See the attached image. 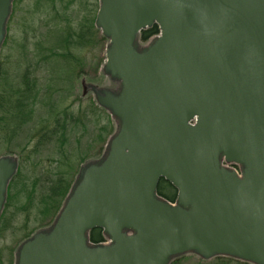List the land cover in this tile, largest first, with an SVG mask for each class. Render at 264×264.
Returning a JSON list of instances; mask_svg holds the SVG:
<instances>
[{
  "label": "water",
  "instance_id": "water-1",
  "mask_svg": "<svg viewBox=\"0 0 264 264\" xmlns=\"http://www.w3.org/2000/svg\"><path fill=\"white\" fill-rule=\"evenodd\" d=\"M14 1L0 0V48ZM99 1L118 128L16 264H168L189 252L264 264V0ZM16 170L0 159V216ZM161 179L175 203L158 195ZM98 228L110 245L90 241Z\"/></svg>",
  "mask_w": 264,
  "mask_h": 264
},
{
  "label": "trees",
  "instance_id": "trees-1",
  "mask_svg": "<svg viewBox=\"0 0 264 264\" xmlns=\"http://www.w3.org/2000/svg\"><path fill=\"white\" fill-rule=\"evenodd\" d=\"M42 7L45 19L37 28H45L44 36L39 38L43 41L32 43L34 50L29 57L26 55V65L15 81L0 76V149L7 151L5 155L17 154V170L0 216V238L20 227L18 219L30 222L34 217L37 223L47 220L51 223L73 184L78 165L115 129L104 109L93 102L88 103L86 111L79 107V98L71 92L78 69L87 66V59L79 50H94L104 42L103 37L99 41L96 38L95 15L90 14L85 0H38L37 13ZM31 29L35 34L40 30ZM159 32V27L154 25L143 31L141 38L148 40ZM57 62L72 65V79H61L54 73ZM98 69L99 64L95 71ZM80 152L84 154L80 156ZM157 193L171 203L178 197L177 189L165 179L159 181ZM10 206L14 210L8 215ZM26 226L25 222L23 227ZM90 241L105 242L103 230L91 231ZM9 255L8 264L12 253ZM218 260L225 264L234 261L248 264L233 258ZM0 264H4L1 252Z\"/></svg>",
  "mask_w": 264,
  "mask_h": 264
},
{
  "label": "rangeland",
  "instance_id": "rangeland-1",
  "mask_svg": "<svg viewBox=\"0 0 264 264\" xmlns=\"http://www.w3.org/2000/svg\"><path fill=\"white\" fill-rule=\"evenodd\" d=\"M18 1L20 0H15L13 3L12 9L14 8L13 10H15V14L12 10L13 13H11V16L6 26L5 40L0 48V76L2 77V75H5L3 79L13 81L18 78L19 74L25 67V62L27 59L26 55L27 57H29L31 50H34L32 49V43L41 40L39 38H42V36H44L45 34V28H37L40 27V23L43 22V19H45V8L42 7L41 11L37 13L36 4L38 0H23L21 3H19ZM85 2L88 4L90 14L92 15L93 13L95 15L94 27L97 30L96 38L98 40L103 37L104 42L100 45H97L94 50H79V53L83 54L86 57L87 66L78 69L76 79H72L73 74L70 75L72 65L66 62H57V64L55 65L56 70L54 71V73L61 79H66L68 77L72 79L73 85L71 86V92H73L74 97L79 98V107H83L87 111L88 103L93 104L94 102L96 105L98 104L99 106L106 108L105 110L110 112V114L112 115L110 116L106 112L110 116V119L113 122V126L117 131V118L115 115L112 114L111 110L108 108L107 99L108 97H117L121 92L122 85L120 79L112 75L111 71L107 68V52L110 49V41L103 34L102 30L99 29L96 25V15L99 9V0H85ZM76 12L78 11L76 10ZM42 25L44 26V24ZM31 28H36L37 30H40L35 34ZM34 35L36 36V38L34 37ZM155 39L156 36L148 40H142L141 37H138L135 45L137 53L141 54L148 50L154 43ZM25 44L28 48V52L26 53ZM97 64H99V69L98 71H95V67ZM103 122L106 123V120L104 119ZM115 129L114 132H116ZM107 137L108 136L105 137L106 140H104L102 143H99L92 150L93 152L91 154L93 155L90 154V157H88L83 163V174L89 167L92 166V164L96 165L97 162L100 161V156L102 155V152L104 151L103 149L105 148L106 143L109 139V137ZM107 148L108 145L105 148L104 156L106 154ZM5 154H7V151L0 149V158H9L10 163L14 164V156L3 157ZM13 154L17 155L16 153ZM81 154H84V152H80V156ZM82 166L79 167L78 165L79 170ZM73 178L75 179L73 182L74 186L72 185V187L74 188L75 185L79 183V174L77 175V177L74 176ZM13 210L14 207L10 206L8 208V215H10ZM57 216L54 217V220L51 223L50 220H47L44 223H37L34 221V217H32L30 222L24 221L22 219L20 221L18 219L17 224L20 227L16 226L15 228L6 232L4 238H0V252L4 264H8L10 252L12 253V255L9 264H16L18 261L19 251L22 245L26 241L30 240L32 237L34 238L35 235L49 231L52 228ZM25 222L28 227H23L25 225ZM131 233V231H128V234ZM30 235L31 237L27 239V236ZM103 244L110 245V239L106 238V242H104ZM218 259L227 258L218 257V255L209 258L204 257L199 253L189 252L172 258L168 264H225V261H222L221 263ZM232 264H237V262L234 261L232 262Z\"/></svg>",
  "mask_w": 264,
  "mask_h": 264
}]
</instances>
